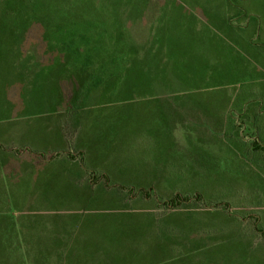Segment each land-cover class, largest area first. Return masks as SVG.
<instances>
[{"label":"rangeland","instance_id":"1","mask_svg":"<svg viewBox=\"0 0 264 264\" xmlns=\"http://www.w3.org/2000/svg\"><path fill=\"white\" fill-rule=\"evenodd\" d=\"M168 1L38 0L32 7L18 0L15 3L16 12L6 16L19 30L23 28V24L29 28L32 23H47L49 25L47 43L51 50L48 54L52 51L57 52V56L49 61H53L57 69L66 63L69 69L68 78L79 79L78 82L83 77L80 68L85 67L86 57L72 58L67 55L66 58L60 57L68 51L64 45L72 40L68 35L72 33L74 26L83 28L74 29L73 32H76L82 44L81 50H85L89 58L86 64L89 70L88 78L83 79L84 82L81 84L91 87L90 84L101 82L103 87L89 103L96 104V112L92 114H95V118L92 121L95 122L93 125H100L103 134L101 137L89 136L88 148L93 150L88 158L90 161H95L96 156L99 158L100 153L95 151L100 148H105L109 153L112 150H121L123 146L125 148L131 138L134 140L136 136L148 137L152 141L158 140V134L161 132L175 130L176 137L181 142L180 146L173 145L171 140L169 145H172L173 149L179 148L180 157L196 156V164L189 162L190 165H187L185 159L168 156V161L175 162L178 166L175 173H170L169 176L167 174L168 185L154 187L156 195L158 199H169L176 194L199 195L201 198L199 202L196 200V205L190 204L179 210L169 209L163 205L161 209L147 208V212L143 207H138L142 211L136 210L134 214L131 211H124L126 209L116 211L115 208H111L112 205L99 203L100 211L92 207L93 210L83 218V226L74 234L71 233L72 236L65 228L48 227L39 230L40 232L24 231L20 237L21 243L23 242L21 247L23 249L19 250L23 252L22 256L26 258L29 256L32 261L36 257L37 260L48 259L49 255L54 254L52 249L65 243L66 239L72 247L88 244L92 241L89 231L99 227L103 230L102 239L97 244L99 247L88 250L116 249L127 245L125 242H139L138 245L147 252L137 249L135 256L145 257L144 264H264V151L254 147L255 143L264 147V0L235 1L245 13L238 19L230 17L233 27L236 28L233 34L225 33L224 25L217 26L224 22V13L218 6L214 8L207 5L203 12L195 11L199 17H203V14L209 16L204 23L210 24L213 30L211 32L208 27L201 24L191 27L196 23L195 18L189 17L194 10L192 4H196V0H180L182 5L179 8L182 15H177L176 10L164 11V8H168ZM203 1L210 3L208 0ZM35 10L39 15L37 19L27 17ZM168 19L169 23H173L169 24L170 28L167 26ZM184 23L188 26H183ZM242 25L245 27L242 28ZM196 29L200 30V33H196ZM119 33L124 39L122 44L120 39L117 41L115 38ZM156 33L163 36L162 42L153 43V36ZM210 33L213 36L211 38L217 41L222 39L218 37L227 35L246 37L249 35L256 41L253 45L236 41L226 43L218 41L219 44L211 43L214 49H210L209 44L204 41ZM39 36L40 31L30 32L24 44L25 49L36 46ZM130 41H135L138 45L144 44L148 54L153 57L155 55L160 64L158 62L148 64L143 60L141 61L143 66L140 65L139 58L129 52ZM220 46H226V49L218 50ZM119 47L125 53L119 52ZM194 49L199 54L195 58ZM37 58L35 53L11 54L9 51L0 53V123L1 119L9 117L11 108L12 117L34 120L33 133L34 130L42 129L43 122L36 124V116L40 110L45 114L50 112L48 104L41 105L39 102L50 99L56 101L61 97L51 90L50 86H46L40 92L31 86L30 75L34 72L33 65L47 61ZM129 59H132L133 63L126 61ZM220 61L224 67L217 64ZM82 63L83 66L80 67ZM45 66L54 68L48 62ZM56 70H50L55 80H58L52 83L54 86L64 77L62 72L56 73ZM211 72L215 73L210 74ZM139 80L145 82L140 83ZM196 85L201 89H196ZM56 89L58 90V87ZM65 90L68 93V86ZM85 93L87 92H83ZM167 97L171 99H166ZM182 97L196 98L194 147L193 142L191 143L193 138H188L184 143L183 129L174 127L177 124L173 116H178L179 111L193 108L188 104L189 101L183 105L179 104L177 100ZM208 100H216L217 107L213 109L204 107V102L208 103ZM200 107L202 110L197 113V108ZM232 109L234 117L239 116L237 111L241 113L240 110H243L240 119L246 123L248 129L243 128L242 124L239 126L242 132L241 140H245L246 146L239 143V139L231 133L233 128H237V123L233 127L229 118ZM227 111H230L228 116ZM245 111L249 114L244 115ZM255 111L261 112L256 113L260 133L257 139L253 136L252 124L249 122L251 118L249 115ZM157 112L163 114L158 116ZM96 115L100 116L96 118ZM184 117L179 116L182 120ZM216 121L222 124L223 129L218 130ZM36 136L41 142L46 140L42 130L41 135ZM204 136L209 141L206 142ZM29 140L25 142L28 145L26 148L41 149V152L45 153L44 146H40L39 140L37 142ZM9 144L18 142L13 140L9 143V140L3 141L0 138V156H7L13 147L21 151L23 149L22 146ZM187 144L190 145L186 146ZM164 147L168 148V145ZM227 147L231 149L220 153V148ZM107 157L108 160L105 158L103 160L112 164L119 155L116 154L114 157L109 154ZM132 161L135 163L137 160L133 157ZM21 165L31 166L32 174L34 168H39V163H35L29 155L23 157L21 163L12 161L2 171L0 200L3 196L13 198L18 191L24 189L18 184H24L20 179L14 180L20 173ZM179 177L180 183L177 182ZM26 179H30L27 172ZM33 179L24 190L26 197L36 198L33 206H47L51 212H55L65 207L75 208L77 205L72 199L56 197L54 199L48 197V200H52L45 201L47 194L43 189L52 179L39 170L34 173ZM114 181L120 183L118 180ZM127 182L122 180V183ZM140 188L149 189L142 186ZM16 208L18 212L26 211V205L21 202L17 203ZM141 219H144V226L150 224L151 231L134 232V228L142 226ZM61 221L62 216L45 218L46 223L53 225ZM39 233H42L41 238ZM145 234L148 237L147 241L144 239ZM162 235L170 237L169 241H166L169 243L166 251L158 249L156 245L163 244L164 240H159V236ZM9 248L11 249L0 232V264L5 263Z\"/></svg>","mask_w":264,"mask_h":264},{"label":"crops","instance_id":"2","mask_svg":"<svg viewBox=\"0 0 264 264\" xmlns=\"http://www.w3.org/2000/svg\"><path fill=\"white\" fill-rule=\"evenodd\" d=\"M208 1L210 3L204 1L202 2V0H196V4H192L194 5V10H192L191 16L189 15V17L195 18L196 23L191 27L199 26L201 24V26H206L211 32H213L210 27V24L204 23L207 21V18L209 16L203 14V18L199 17L200 15L198 16L195 14L196 10L203 12L205 10L204 7H206L207 5H212L214 8L218 6L224 13V22L217 26L224 25L225 33L233 34L229 33L227 26L229 25L230 17H234L232 16V14L234 15L235 12L233 10H235L236 8H233L239 6V4L235 2L238 0ZM168 3V8H164V11L168 12V10H176L178 12L177 15H182V12L179 8L180 5H182L180 0H169ZM239 7L241 8V6ZM184 17L187 19L186 15ZM210 19H212V16L210 17ZM167 24L173 25V23H169V19L167 21ZM244 25H246V23H244ZM183 26H188V24L184 23ZM48 27L49 25L47 23L44 24L43 22H40L38 24L32 23L31 27L29 28L25 24H23V28L19 30V28H16L14 25H12L10 19L0 20V53H5L6 51H9V53L11 54H21L22 52L35 53V57H38L37 60H47L38 62L33 65L34 72H32V74L30 75L32 79L31 86L37 92L42 91L46 86H50L51 90L61 96L60 99L56 101L55 99H50V101L44 100L39 102L41 105L48 104V110L50 108V112L49 114H45V112H42L40 110V112L36 116V124L43 122V125L41 126L42 129L34 130L35 134L32 132V129L34 127V120L18 118L17 116L12 117L11 108L9 117L1 119L2 121L0 123V138L3 141H5V139L9 140V143L15 140L18 142V144H9V146L18 145L22 146L23 149L21 151L13 147L11 148L12 152L9 153L7 156H0V181L3 178L2 171L6 169L12 161L21 163L23 157L29 155L32 157V160L35 163H39V168H34V173H36L38 170L40 172L43 171L45 174L50 176V179H52L51 182L49 181V184L46 185L43 189V192L47 194L45 201L52 200H48V197H53V199L55 197L62 198L65 200L72 199L76 202L77 205L75 206V208L65 207L66 209L61 208L59 211L55 212H51L50 208L47 206H33V202L36 200V198L34 197L33 199H31V197H26L24 192L26 186H29L34 180V173H31V170L33 171V169H31V166L21 165L20 173L19 175L15 176L16 178H14V180L20 179L21 182H23L24 184H18L22 185V188L24 189L22 191H18L15 197L13 196V198L3 196L0 200V232L3 233V239H5L8 246L11 247V249L9 248L10 251L6 256V261L4 264H144L143 258L145 257L135 256V251L137 249L143 250L145 251V253L147 252V250L143 249L140 245H138L139 242H125V244L127 245L116 249H92L93 251L88 250L90 248L99 247L97 244L102 239L101 234L103 233V230H101L102 228L99 229V227H96L95 229L89 231L92 239L90 243L84 244L82 246L78 244L77 247H72L66 239L65 243H62L52 249L54 254L49 255L48 259L37 260V257L35 256L36 259L32 261L30 260L29 256L28 258L22 256L23 252L19 251L23 249L21 248L23 242L21 243L20 237L22 236L24 231L28 230L36 232V230H38V232H40L39 230L48 227L54 229L65 228L68 232H70L69 235L72 236V234H74L76 230L80 229L83 226V218L86 214L93 210L92 207H94L96 211H100V208H98L99 203L112 205L111 208H115L114 210L126 209L124 211H131L132 214H134L136 210L142 211V209L138 207H143L145 211H147V208L153 209L156 207L160 209L157 203V200L159 199L156 195L154 187L168 185V176L170 175V173H175V170L178 166V164H175V162L170 163L167 159L168 156L182 158L183 160L185 159L187 165H190L189 162H191L192 164H196V156L192 158H188V155L180 157L179 154L181 155V153L180 150H178L179 148L173 149L172 145H169V141L171 140V143L173 145L180 146L181 142L178 141V137H176L175 130H171L169 132L165 131L164 133L161 132L158 134V140L152 141H150L149 139L151 138L148 137L140 138L136 136V139L134 140H132L131 138V141L127 144L125 148L123 146L121 150H112V152L109 151V153L105 148H100L95 151L100 153L99 158H97L96 156L95 161H90L88 158H90V153L93 150H90L88 148L89 136L95 135L97 137H101L103 134L101 133L102 128L100 127V125H93L95 124V122L92 121V119L95 118V114H92L93 112H96V104L90 105L89 103L91 99L97 96V92L101 91L103 87L101 84L95 85V83L90 84L92 85L91 87H89V85L83 86L81 84L84 82L83 79L85 80L86 78H88L89 70L88 65H86L88 63L85 64V67H82L83 63L80 66L82 67L80 68V70L83 74V77L80 78V82H78L79 79L74 80L70 77L68 78L69 69L66 67V63L63 67H60L58 69L55 68L53 61H49L51 59H54L55 56H57V52L52 51L53 53L51 52V54H48V51H51L47 43V37H49V33L47 32ZM241 27L243 28L245 26L242 25ZM74 29L83 30V28H79L78 26H74ZM74 29L72 30V33L68 35L71 37V39H73V32L75 31ZM33 31H40L39 41L37 42L36 46L32 48L30 47L29 49H25L24 44L27 38L29 37L30 32ZM196 33H200V30L196 29ZM211 37L213 36L210 33V35L204 39V41L209 44L210 49H214V47H212L210 44L215 42L219 44L218 41L220 43H226L227 41H236V43H243L246 45H253L256 41L253 36L251 37L249 35L247 36L249 38H247L246 35H227L224 37H218L222 38L218 41L214 40ZM75 39L76 42L81 43L78 40L76 34ZM71 41L66 44H71ZM63 43L65 42L63 41ZM66 44L64 45V47L68 49ZM225 47L226 46H220L218 50H225ZM66 52L67 53L65 55H62L60 58H66V55L72 56V58H74V56L77 58H84V56L86 58L88 57L87 53L83 51L77 52L78 55L74 54L76 52L71 51V48H69ZM197 52L198 51L196 50L193 51V58H195V56H199ZM43 55H46L48 57H44ZM47 62L54 66V68H51L50 66H45ZM217 64L220 65V67H224L222 61H220L219 63L217 62ZM50 70H56V73L62 72L64 75V77H62L63 80L61 79L59 81V84L56 86L52 85V83L58 80H55L56 78L54 75H52ZM214 73L215 72H211L210 74ZM67 86L69 88L68 93L67 90H65ZM56 87H58V90L56 89ZM196 89L201 88L196 85ZM85 91L87 93L83 94V92ZM168 98L169 97H167L166 99ZM177 101L179 104L182 105L185 104L186 101H189L188 104L193 106L192 109L179 111L178 116L174 115L173 119H176L175 123L177 125H174L175 129H183V137H181L184 138V143L185 140H187L188 138H193L191 139V143L193 142L192 146L194 147L196 128H194L193 124L194 122H196V98L185 99V97H182L178 98ZM216 103V100H208V103L204 102V107H209V109H213V107H217ZM8 107L9 106L7 105V108ZM201 110L202 107L197 108V113H199ZM167 111L168 110H166V112ZM205 111L206 110H204V112ZM231 111L232 113L230 111H227L226 115L228 116V112H230L229 118L231 119L233 127L234 124L237 123L236 129H238L236 130L233 128L231 133H233L235 137L239 139V143H243V145L246 146L245 140H241L242 138L240 135L242 132L239 126L240 124H242L244 128L248 129L246 123L240 119V116L243 115V113H239V111H237L239 116L237 115L238 117H234L233 109ZM47 112L48 111H46V113ZM245 113H247V111H245ZM157 114L158 116H161L163 112L162 114L161 112H157ZM183 115L185 117L182 120L179 118V116L182 117ZM226 115L224 119H226ZM99 116L100 115H96V118H98ZM249 119L250 125L252 124L251 131L253 132V136H255V139H257V136H259L260 133L258 131L259 127H257L258 123L256 117ZM215 123H218V130L223 129V126L220 122L216 121ZM41 130L43 132V135H46V140H43V142H41L40 139L36 136V134L41 135ZM233 134L231 135V138L233 137ZM242 136L244 135L242 134ZM29 138H32V140H29ZM203 139L206 142L209 141V139L205 136ZM27 140L31 142H37L39 140L40 146H44L43 150L45 151V153L41 152V149L33 150L31 148H26L28 146L27 144H25ZM165 145H168V148H165ZM189 145L187 144L186 146ZM246 148L248 149V147ZM230 149V147L220 148V153H223L225 150L228 151ZM106 154H112L114 155V157L117 154L119 155V157L115 161H113L112 164H110V161L103 160V158H105L106 160L109 159ZM133 157H135L137 160L135 163H133L132 161ZM193 170L195 171L196 168H193ZM26 172L27 177H29L30 179H26ZM91 174H96V179H92ZM180 179L181 177H179V179L177 180L178 183H180ZM114 180H118L120 181V183L117 184ZM122 180H126L128 182L122 183ZM45 182L47 183L48 179L45 180ZM140 186L147 187L149 189H143L140 188ZM16 187L20 188L19 186ZM138 187L142 190H153L154 193L150 194L149 198L147 199L142 195H137L135 193V191L139 190L137 189ZM132 189L135 191L131 192ZM60 191H62L61 195ZM16 202H21L26 205V211L24 213L18 212L19 210L16 208ZM54 215L62 216V221L60 223H55L54 225L53 223L50 224L49 222H45V218ZM64 220L66 221L63 223ZM143 221L144 219L140 220L142 226H139V228H134V232L139 233V231H141L142 233L144 231L146 233L148 232V230L151 231L150 224L148 223V225L144 226ZM142 227L144 228V230ZM107 231L108 229L106 230V232ZM39 234L41 238L42 233ZM145 235L144 239L145 241H147V234ZM159 237V240H164V242L161 246H159L158 244L156 245L158 249L166 251L168 249L167 245L169 244L166 241H169L168 238L170 237H167L165 235Z\"/></svg>","mask_w":264,"mask_h":264},{"label":"trees","instance_id":"3","mask_svg":"<svg viewBox=\"0 0 264 264\" xmlns=\"http://www.w3.org/2000/svg\"><path fill=\"white\" fill-rule=\"evenodd\" d=\"M18 0H0V20H3V19H8V18H6V16L7 15H9V14H14V12H16V9H15V3L17 2ZM24 4H26V5H28V6H32V7H34L36 4H37V1L38 0H21ZM46 2L48 1V0H45ZM228 1V0H227ZM232 1V0H231ZM234 7V6H233ZM236 8V9H235ZM233 9H235V10H233L234 12L236 11V13H234V19H238V18H240L241 16L243 17L244 16V11H243V9L242 8H240L239 6H237V7H234ZM5 13H4V12ZM34 13V14H33ZM33 13H31V15H30V13H29V16H27V17H29L30 19H37V16L39 17V15H38V11L36 12V10L35 11H33ZM248 16V15H247ZM247 16H246V18H247ZM233 18V17H232ZM231 19H230V22H229V25L227 26V29H228V31H229V33H235L236 31V28H234L233 27V25H232V23H231ZM169 28H170V26L169 25H167ZM177 27V26H176ZM219 29V28H218ZM231 31V32H230ZM128 32L131 34V31H130V29H128ZM75 34H76V32L74 33V35H73V39H72V41H71V44H73V42H76V39H75ZM164 37H166V36H164ZM116 39H117V41H119V39H120V43L122 44V41L124 40V39H122L121 37H120V33L117 35V37H115ZM162 38H163V36L161 35V34H154V36H153V43H156V42H162ZM116 41V42H117ZM71 44H66V46L68 47V49L69 48H71V51H73V52H80V51H82L81 50V43H79V42H76V43H74L73 45H74V47H73V45H71ZM70 45H71V47H70ZM130 49H129V52L130 53H132L131 55L133 56V55H136L138 58H139V60H140V65H142V63H141V61H143V60H145L146 61V63H148V64H152V63H154V62H158L159 63V61H158V58H156V56L154 55V57L153 56H151L150 54H148V52L145 50V45L143 44V45H138V43H135V41H130V44H129V46H128ZM119 52H124L125 53V51L123 50V49H120V47H119ZM83 52H85V50L83 51ZM168 59V58H167ZM126 61H129L130 63H133V61H132V59H129V60H126ZM89 62V58H86V63H88ZM138 62V61H137ZM160 64V63H159ZM143 66V65H142ZM90 74V73H89ZM187 76H189V75H187ZM100 81V80H99ZM139 82L140 83H144L145 81H140L139 80ZM96 84H102L101 82H95V85ZM90 94H91V91H90ZM243 111V110H242ZM241 111V113H243ZM256 113H258V114H260L261 112H252L250 115H249V117H251V118H253V117H257L256 116ZM249 113L247 112V113H245L244 112V115H248ZM242 116V115H241ZM240 116V117H241ZM243 121V120H242ZM244 128V127H243ZM236 130H238V129H236ZM257 142V141H256ZM255 149H258L259 151H264V147L263 146H260V145H258V143H255ZM91 178L92 179H96V174H91ZM132 191H135V190H131V192ZM135 193L138 195H142L143 197H145V198H149V196H150V194H152V193H154V191L153 190H142V189H139V190H137V191H135ZM200 196L199 195H188V194H186V195H183V194H176V195H174L172 198H169V199H159V200H157V203H158V206L160 207V209H161V206H165V207H168L169 209H174V210H179V209H182V208H186V207H188L190 204H193V205H196V200H197V202H199L200 201Z\"/></svg>","mask_w":264,"mask_h":264}]
</instances>
